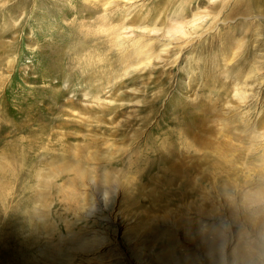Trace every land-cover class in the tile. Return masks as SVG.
Returning a JSON list of instances; mask_svg holds the SVG:
<instances>
[{"label": "rangeland", "instance_id": "374dc122", "mask_svg": "<svg viewBox=\"0 0 264 264\" xmlns=\"http://www.w3.org/2000/svg\"><path fill=\"white\" fill-rule=\"evenodd\" d=\"M263 11L0 0V264H264ZM177 13L204 22L122 76L113 32L145 54ZM201 108L222 114L205 139Z\"/></svg>", "mask_w": 264, "mask_h": 264}, {"label": "bare ground", "instance_id": "6f19581e", "mask_svg": "<svg viewBox=\"0 0 264 264\" xmlns=\"http://www.w3.org/2000/svg\"><path fill=\"white\" fill-rule=\"evenodd\" d=\"M212 1H214V0H211V2ZM246 8V7H245ZM249 8V7H248ZM250 9V8H249ZM248 10V9H247ZM245 11V13H248V12H250V10H252V9H250L249 11ZM263 10V9H262ZM262 13H264V11L262 12ZM172 18H173V20L170 22V24H169V29L166 31V36H167V40H162V38H160V39H155V40H152V41H154V43H150V46L151 47H149L150 49L146 52L147 54H149V56L147 55V57L144 59V60H141V61H139L138 60V58L140 57V54H143V55H146V53L144 54V53H136L135 55L132 53V51H129V50H125V48H126V40H124V38H126V36L123 38V31H125L124 29V27H118L114 32H113V42H114V45H115V47L120 51V53H121V55H122V58L124 59L122 62H120L119 64H120V67L122 68V71H123V74H122V76H128L132 71H133V73H134V70H136L135 72H138V71H140V69H141V67H143V66H145L146 68H147V66H149V65H151L150 63H151V61H152V59H158V60H162V57L163 56H165V55H167L168 54V52H169V50H170V48L171 47H173V46H171L172 45V42L171 41H175V40H181V42L178 44V46L180 45V47H181V45H183V47L186 45V43H188V40H186V39H188V38H186V34L188 33V32H190V31H192V30H197V29H199L202 25H200L201 23H203L204 22V20H202V17H200V18H194L193 20H190L189 22H187V24H186V22H184L182 19H181V17H180V14H176L175 16H172ZM261 19H264V17H261ZM198 20V21H197ZM257 22V21H256ZM189 28H191L192 30H189L188 31V29ZM188 32H187V31ZM192 33H194V32H192ZM124 35H125V32H124ZM165 38V37H164ZM160 40L161 41H165V42H163L162 43V45H158V50H156V49H154V52L151 50V48H152V44H155L156 43V41L157 42H160ZM157 44V43H156ZM160 46V47H159ZM177 46V47H178ZM154 47V46H153ZM145 49V48H144ZM143 55H141V57L143 56ZM85 68V67H84ZM85 69H89V66L87 65L86 66V68ZM143 71V70H142ZM256 72V70L254 69V68H252L251 70H250V73L249 74H254ZM87 78H94L93 77V75H89V77H87ZM262 81H263V83H264V78H262ZM235 90V89H234ZM222 95L223 96H228V92H226V91H224V92H222ZM235 96H237V97H239L240 98V100H242V102H244L243 101V99H244V95H243V93H239V92H235V94H234ZM252 97H250V98H247L248 100L249 99H251ZM245 100V99H244ZM247 100V101H248ZM250 106L251 105H246L245 107H244V109H247V108H249L250 109ZM202 107V106H201ZM202 109V108H201ZM249 109L247 110V111H249ZM198 114V113H197ZM194 115V114H193ZM222 115V114H221ZM221 115H219V113L217 112V110H215V109H209V108H205V109H202L201 110V113L200 114H198V116L196 117V119H194V121L192 122L191 121V123H190V125L187 127V132H188V130H190L191 131V133H192V135H193V137L194 136H196V134H198L199 135V137H198V139L199 138H202V139H205L204 137H207L208 135L209 136H214V135H212L211 133H212V128L214 129V125L216 124V122H217V119H218V121L221 119ZM264 117V116H263ZM222 120H224V119H222ZM189 121H190V119H189ZM264 121V120H263ZM261 124V123H260ZM263 124V123H262ZM258 125V124H257ZM261 126V125H260ZM196 131H200V132H196ZM222 132V131H221ZM223 132H225V130L223 131ZM215 134L216 135H218V136H220V134H217V132H215ZM189 135H190V133L188 134V137H189ZM191 135V136H192ZM202 135L204 136V137H202ZM223 135H224V133H223ZM222 135V137H223V139H224V137L225 136H223ZM201 136V137H200ZM208 136V137H209ZM187 136H186V138H188ZM192 137V138H193ZM191 138V137H190ZM189 138V139H190ZM226 138V137H225ZM229 138V137H228ZM201 139V140H202ZM215 139V138H214ZM220 139V138H219ZM195 140V139H194ZM197 140V139H196ZM195 140V141H196ZM207 140V139H206ZM209 140V139H208ZM194 141V142H195ZM198 141V140H197ZM212 141H215V140H212ZM221 141H222V138H221ZM193 142V143H194ZM200 142V141H199ZM198 142V143H199ZM204 142V141H203ZM210 142V141H209ZM207 143H208V141H207ZM219 143H220V141H219ZM206 144V143H205ZM187 145L188 146H193L194 147V145H192V143L191 144H189V143H187ZM199 145V144H198ZM211 145V144H210ZM220 145V144H219ZM209 146V145H208ZM207 146V147H208ZM227 146V145H226ZM193 147H192V149H193ZM186 149H187V147H186ZM191 149V148H190ZM189 149V150H190ZM196 149V148H195ZM188 150V149H187ZM194 150V149H193ZM190 156V155H189ZM188 156V157H189ZM184 163H182V165H183ZM191 164V163H190ZM186 165V164H185ZM181 166V165H180ZM184 166V165H183ZM185 168H187V166L185 167ZM189 168V167H188ZM187 168V169H188ZM190 170L188 169L187 171L186 170H184V172H180L179 171V173H181V174H185V173H188ZM184 176V175H183ZM188 176V175H187ZM181 177V176H180ZM190 177V176H189ZM189 179V178H188ZM190 180V179H189ZM189 186V185H188Z\"/></svg>", "mask_w": 264, "mask_h": 264}]
</instances>
